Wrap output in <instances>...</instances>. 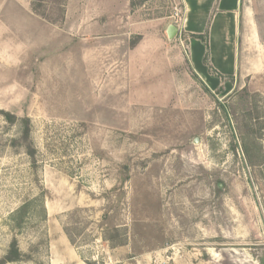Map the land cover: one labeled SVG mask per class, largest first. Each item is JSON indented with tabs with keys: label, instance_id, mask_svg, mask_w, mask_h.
Returning a JSON list of instances; mask_svg holds the SVG:
<instances>
[{
	"label": "rangeland",
	"instance_id": "rangeland-1",
	"mask_svg": "<svg viewBox=\"0 0 264 264\" xmlns=\"http://www.w3.org/2000/svg\"><path fill=\"white\" fill-rule=\"evenodd\" d=\"M40 1L49 19L0 0V110L30 117L37 150L0 114V259L16 239L8 264H264V79L211 92L95 53L108 24L167 39L178 0H67L63 19Z\"/></svg>",
	"mask_w": 264,
	"mask_h": 264
},
{
	"label": "crops",
	"instance_id": "crops-1",
	"mask_svg": "<svg viewBox=\"0 0 264 264\" xmlns=\"http://www.w3.org/2000/svg\"><path fill=\"white\" fill-rule=\"evenodd\" d=\"M178 5L185 31L176 41L142 38L138 32L136 41L119 40L108 24L107 35L92 42L95 53L106 54L109 63L116 61L127 72L140 63L166 65L174 86L181 76L174 74L183 67L184 80L196 78L211 92L230 94L249 80L264 79V0H178ZM130 6L131 0H97L93 13L126 14Z\"/></svg>",
	"mask_w": 264,
	"mask_h": 264
},
{
	"label": "trees",
	"instance_id": "trees-1",
	"mask_svg": "<svg viewBox=\"0 0 264 264\" xmlns=\"http://www.w3.org/2000/svg\"><path fill=\"white\" fill-rule=\"evenodd\" d=\"M33 2V10L35 13H37L39 16L49 19V14L46 12H43L40 10V6L43 4V1H40L38 4ZM67 0H53V4H56L57 6L61 7V19L64 17V6L66 4ZM0 114L4 117L6 122L9 125H15L16 123L22 124V134L17 139L14 140V145H19L20 147H23L27 153V155L32 159L33 163L36 165V154L37 150L34 146V143L32 141V130H31V119L29 116H18L17 114L6 111V110H0ZM25 211V208H23V213ZM25 258L19 250L18 242L16 239H13V241L10 244L9 250L6 253V255L0 259V264H8V263H14L21 261Z\"/></svg>",
	"mask_w": 264,
	"mask_h": 264
},
{
	"label": "water",
	"instance_id": "water-1",
	"mask_svg": "<svg viewBox=\"0 0 264 264\" xmlns=\"http://www.w3.org/2000/svg\"><path fill=\"white\" fill-rule=\"evenodd\" d=\"M166 36L169 41H173L178 36V28L173 24V22L168 24L166 28ZM195 143L198 144V139L195 140Z\"/></svg>",
	"mask_w": 264,
	"mask_h": 264
},
{
	"label": "built area",
	"instance_id": "built-area-1",
	"mask_svg": "<svg viewBox=\"0 0 264 264\" xmlns=\"http://www.w3.org/2000/svg\"><path fill=\"white\" fill-rule=\"evenodd\" d=\"M177 15H178V17H179V10L177 9ZM176 27L178 28V38L179 37H182L183 36V34H184V31H185V28H184V22L183 21H181V22H177L176 23ZM185 53H186V51H185Z\"/></svg>",
	"mask_w": 264,
	"mask_h": 264
}]
</instances>
